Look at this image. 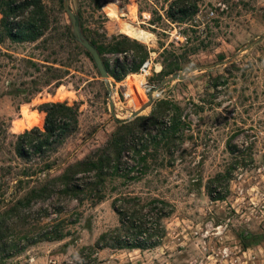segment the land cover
<instances>
[{
    "label": "rangeland",
    "instance_id": "1",
    "mask_svg": "<svg viewBox=\"0 0 264 264\" xmlns=\"http://www.w3.org/2000/svg\"><path fill=\"white\" fill-rule=\"evenodd\" d=\"M178 1L69 0L77 19L81 15L83 37L102 57L118 108L127 122L143 118L146 125L108 169L101 200L54 199L12 212L17 200L45 184L24 173L49 162V174L60 175L122 125L112 119L105 84L74 36L64 0H41L47 16L41 38L2 39L0 224L5 221L7 230L0 264H264V0H185L183 14ZM3 25L0 13L1 30ZM128 29L147 38L132 37ZM116 41L148 51L139 70L120 80L111 72L138 63L141 54L113 52ZM163 101L171 108L163 121H178L179 131L170 137L162 124L148 120ZM49 102L76 108V128L54 152L19 158L17 136L43 129L39 106ZM132 111L140 112L130 118ZM217 174L223 175L216 185L222 200L208 194ZM123 196L171 203L166 236L148 250H91L103 232L119 225L112 204ZM47 224L64 237L33 242Z\"/></svg>",
    "mask_w": 264,
    "mask_h": 264
},
{
    "label": "trees",
    "instance_id": "2",
    "mask_svg": "<svg viewBox=\"0 0 264 264\" xmlns=\"http://www.w3.org/2000/svg\"><path fill=\"white\" fill-rule=\"evenodd\" d=\"M176 4L178 12L183 14L184 8L182 7L185 5V0H180ZM0 5V13L4 18L3 29H0V42L5 37H8L14 43H21L36 41L43 36L45 29L44 17L46 15L41 0H0ZM172 9H174V6ZM80 17L79 13L77 21L79 26L82 27ZM169 18L174 20L176 18L175 13H169ZM111 50L120 53H128L131 50L136 54H141L138 63H133L128 68L123 69L121 73L111 72V76L116 80H120L128 72H137L141 64L148 59V51L143 49L141 45L132 44L130 41H116ZM136 59V57H133V61ZM116 65L119 66V64ZM39 110L45 114L43 129L36 127L17 136L15 150L19 158L27 160L32 154L54 152L77 126L78 111L74 107L49 102L40 105ZM170 111L169 104L163 101L159 104L157 111H153L148 119L156 125L162 124L161 132L168 137L179 131L177 117H175L176 121L171 124L163 121ZM137 119L143 121L141 123L133 121L120 124L122 126L111 140L82 160L68 164L60 175L51 176L49 174L54 166L49 162L44 163L43 168H40L37 172L24 173L23 176L28 177L31 182L38 179L39 182L43 181L45 184L39 189H32L26 196L17 200L12 212L18 211L22 207L29 208L38 202H48L54 199L62 203L70 200H83L86 199V196L101 200L103 196L100 186L103 185L109 175L108 169L110 167L115 168L114 165L120 163L122 155L127 150L126 145L133 143L135 130L140 125L146 126L145 119ZM144 159L143 156L140 157L141 161ZM118 168L119 166H117V170H120ZM41 173L45 175L43 178L39 177ZM32 176H36V180ZM221 178H223V175L217 174L208 183V194L213 200L224 198L216 187L220 184ZM112 208L119 216V225L103 232L96 240L94 248L89 247L91 250L105 248L152 249L159 245L166 236L167 230L164 220L174 210L172 204L164 199H144L139 196L116 198L113 201ZM54 225H45L43 231H41L42 235H39L42 236L41 239L39 237L33 242L61 240L64 234L61 230L56 229ZM6 230L7 226L3 221L0 224V247L4 248L6 242L3 235Z\"/></svg>",
    "mask_w": 264,
    "mask_h": 264
},
{
    "label": "water",
    "instance_id": "3",
    "mask_svg": "<svg viewBox=\"0 0 264 264\" xmlns=\"http://www.w3.org/2000/svg\"><path fill=\"white\" fill-rule=\"evenodd\" d=\"M64 8H65L66 13L68 14V16L70 17V19L72 21L73 33H74L76 40L78 41V43L82 47H84L86 49V51L92 57L95 65H96V68L98 70L99 76L105 84V87H106L107 92H108V96H107L108 108H109V112L112 116V119H114L115 122H117V124H122V123L127 122L128 119L124 115L125 112L123 111L122 108H118L117 103L114 99V94H113V91L111 89L110 82L108 80L109 73H108V71L104 65V62L102 60V57H101L99 51L97 50V48L95 46H93L91 43H89L83 37V35L80 31V26H79L78 21H77V16L70 9L69 0H64ZM174 77H176V76H174ZM179 78H183V77L179 76ZM150 102H151V100H150ZM142 110L143 109H141V111ZM139 112L132 111L130 118L136 117L139 114Z\"/></svg>",
    "mask_w": 264,
    "mask_h": 264
},
{
    "label": "bare ground",
    "instance_id": "4",
    "mask_svg": "<svg viewBox=\"0 0 264 264\" xmlns=\"http://www.w3.org/2000/svg\"><path fill=\"white\" fill-rule=\"evenodd\" d=\"M127 34L132 36V37H137V38H142V39H146V34L140 30L137 29H128L127 30ZM133 88L135 89V92H132V98L133 101L137 104L140 102V96L138 94L139 91H137V89L135 88V86H133Z\"/></svg>",
    "mask_w": 264,
    "mask_h": 264
},
{
    "label": "built area",
    "instance_id": "5",
    "mask_svg": "<svg viewBox=\"0 0 264 264\" xmlns=\"http://www.w3.org/2000/svg\"><path fill=\"white\" fill-rule=\"evenodd\" d=\"M146 66V65H145Z\"/></svg>",
    "mask_w": 264,
    "mask_h": 264
}]
</instances>
